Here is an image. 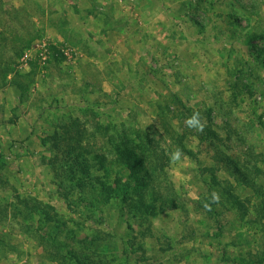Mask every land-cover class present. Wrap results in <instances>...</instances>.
<instances>
[{
  "label": "rangeland",
  "instance_id": "obj_1",
  "mask_svg": "<svg viewBox=\"0 0 264 264\" xmlns=\"http://www.w3.org/2000/svg\"><path fill=\"white\" fill-rule=\"evenodd\" d=\"M78 121L96 191L128 184L133 138L177 206L104 213L61 187L50 137ZM261 187L264 0H0V264H78L53 230L64 253L103 239L101 264H264Z\"/></svg>",
  "mask_w": 264,
  "mask_h": 264
},
{
  "label": "trees",
  "instance_id": "obj_2",
  "mask_svg": "<svg viewBox=\"0 0 264 264\" xmlns=\"http://www.w3.org/2000/svg\"><path fill=\"white\" fill-rule=\"evenodd\" d=\"M16 82L22 94H24L26 91L24 82L20 80ZM80 124L79 121L78 123L75 122L74 126L71 129L66 128L63 134L55 131L50 137L53 152L50 164L55 174L61 178V187L66 185L81 187L87 194L89 193L90 203L104 213L109 211V209L116 208L120 213H125L129 210L130 213L135 212L137 216H151L157 215L164 208L177 206L175 203L176 199L170 195V192L167 194L164 192L165 181L161 177L159 167L147 163L146 150L133 138L116 140L114 145L118 155H123L124 158L126 157L129 160L127 161V166L130 170L128 184L109 189L107 188V183L103 182L102 191H96V186L86 179L91 167V151L89 150V144L84 145L81 141L84 138V128ZM171 137L173 136L171 135ZM141 140L144 145H149L146 142L149 141L151 143L154 139L146 135L141 137ZM178 142L184 147L182 140ZM92 160L95 161L96 166L103 163L101 155L95 154ZM124 163L127 164L126 162ZM235 167L239 174L245 176L241 167H237V165ZM133 182L136 186H141L143 191H139L135 195L130 193L129 190ZM159 188H163V191L159 190ZM261 190L263 191V198L261 199L260 211L264 214V188L261 187ZM234 203H236V200ZM58 228L59 225L55 227V229ZM147 229L150 230L151 226L149 225ZM60 232L59 230H53L50 234L57 255H67L78 264H101L100 259L96 255L102 252L101 248L107 246V244L102 242L103 239L99 238L100 240H98L95 237H91L89 241H82L83 249L82 247L81 249L70 248L64 253V242H61L58 238ZM131 239L132 237L130 236L129 240Z\"/></svg>",
  "mask_w": 264,
  "mask_h": 264
},
{
  "label": "clouds",
  "instance_id": "obj_3",
  "mask_svg": "<svg viewBox=\"0 0 264 264\" xmlns=\"http://www.w3.org/2000/svg\"><path fill=\"white\" fill-rule=\"evenodd\" d=\"M185 125L187 128L200 133H202L204 128L206 127V123L202 119L199 112H193V114L186 119ZM181 156H182V152L179 149H176L174 152H171L169 154L170 162L176 163L181 159ZM218 199H219L218 195L214 193L213 200L218 201Z\"/></svg>",
  "mask_w": 264,
  "mask_h": 264
}]
</instances>
